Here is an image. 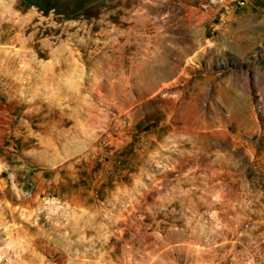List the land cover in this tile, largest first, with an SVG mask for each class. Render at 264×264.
<instances>
[{"label": "rangeland", "instance_id": "rangeland-1", "mask_svg": "<svg viewBox=\"0 0 264 264\" xmlns=\"http://www.w3.org/2000/svg\"><path fill=\"white\" fill-rule=\"evenodd\" d=\"M0 264H264V0H0Z\"/></svg>", "mask_w": 264, "mask_h": 264}]
</instances>
